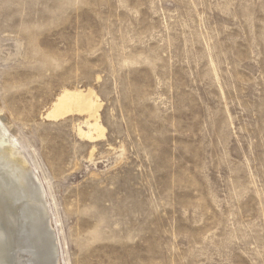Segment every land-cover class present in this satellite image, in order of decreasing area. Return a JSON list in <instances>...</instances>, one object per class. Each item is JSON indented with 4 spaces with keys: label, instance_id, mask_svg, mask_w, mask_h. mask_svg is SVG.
<instances>
[{
    "label": "rangeland",
    "instance_id": "obj_1",
    "mask_svg": "<svg viewBox=\"0 0 264 264\" xmlns=\"http://www.w3.org/2000/svg\"><path fill=\"white\" fill-rule=\"evenodd\" d=\"M0 109L59 264H264V0H0Z\"/></svg>",
    "mask_w": 264,
    "mask_h": 264
},
{
    "label": "bare ground",
    "instance_id": "obj_2",
    "mask_svg": "<svg viewBox=\"0 0 264 264\" xmlns=\"http://www.w3.org/2000/svg\"><path fill=\"white\" fill-rule=\"evenodd\" d=\"M100 108L91 88H64L45 117L84 116L81 123L86 130L79 123L77 134L92 142L105 132ZM8 125L0 116V264H54L59 257H55L57 244L47 220L43 186L27 166Z\"/></svg>",
    "mask_w": 264,
    "mask_h": 264
},
{
    "label": "water",
    "instance_id": "obj_3",
    "mask_svg": "<svg viewBox=\"0 0 264 264\" xmlns=\"http://www.w3.org/2000/svg\"><path fill=\"white\" fill-rule=\"evenodd\" d=\"M54 264H57L56 259L54 260Z\"/></svg>",
    "mask_w": 264,
    "mask_h": 264
}]
</instances>
